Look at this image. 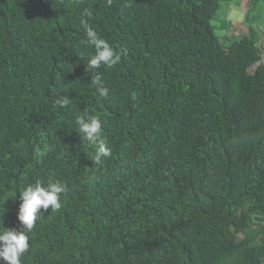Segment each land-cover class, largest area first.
Masks as SVG:
<instances>
[{"label":"trees","instance_id":"1","mask_svg":"<svg viewBox=\"0 0 264 264\" xmlns=\"http://www.w3.org/2000/svg\"><path fill=\"white\" fill-rule=\"evenodd\" d=\"M82 20L122 57L100 85ZM59 181L21 264H264V0H0V229Z\"/></svg>","mask_w":264,"mask_h":264},{"label":"clouds","instance_id":"2","mask_svg":"<svg viewBox=\"0 0 264 264\" xmlns=\"http://www.w3.org/2000/svg\"><path fill=\"white\" fill-rule=\"evenodd\" d=\"M109 3H111V0H109ZM230 7L233 8L234 6ZM247 15L248 7L246 19ZM82 25L85 29L87 44L95 50L88 59L86 68L88 73L92 75V80L100 85L101 75L98 70L104 67L112 68L116 66L120 63L122 57L107 40L100 37L98 32L86 20H82ZM99 91L101 95L107 96L108 94L107 88L100 87ZM69 103L70 99L67 97L58 98L55 101V104L59 107H65ZM75 124L77 125L75 130L81 135L82 140H86L90 145L96 147L95 163H100L103 158L111 155V150L101 138L102 121L98 117L88 115L85 112L76 117ZM65 189H67L66 185L60 181L50 182L46 187L40 182H36L34 186L29 185L20 192L22 203L19 206L17 218L22 225V230L17 231L4 227L0 229V261L6 262V264H21L23 255L29 249V236L27 233L34 228L38 218L49 208L52 211L61 208L60 197Z\"/></svg>","mask_w":264,"mask_h":264},{"label":"rangeland","instance_id":"3","mask_svg":"<svg viewBox=\"0 0 264 264\" xmlns=\"http://www.w3.org/2000/svg\"><path fill=\"white\" fill-rule=\"evenodd\" d=\"M233 8L229 7L224 13H220L213 21L214 26L218 29L217 34L220 36L231 24L241 26L246 21L247 4L246 1L232 4ZM231 8V9H230ZM230 9V10H229ZM257 24L256 21H254Z\"/></svg>","mask_w":264,"mask_h":264}]
</instances>
